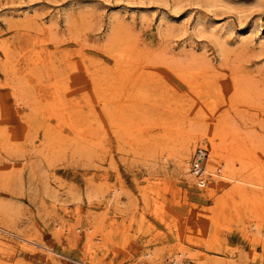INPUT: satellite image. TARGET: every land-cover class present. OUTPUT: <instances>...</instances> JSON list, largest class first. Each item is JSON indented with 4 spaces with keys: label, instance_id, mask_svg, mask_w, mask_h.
I'll list each match as a JSON object with an SVG mask.
<instances>
[{
    "label": "rangeland",
    "instance_id": "rangeland-1",
    "mask_svg": "<svg viewBox=\"0 0 264 264\" xmlns=\"http://www.w3.org/2000/svg\"><path fill=\"white\" fill-rule=\"evenodd\" d=\"M260 36L264 0H0L7 45H0V209L9 211L0 220L7 223L0 264H173L176 255L178 264H264L257 212L235 185L250 178L252 165L237 157L232 170L222 169L236 179H196L178 171L168 150L173 137L183 138L181 128L206 116L211 130L193 149L208 145L214 168L223 156L209 141L212 119L223 116L261 145L255 151L264 162ZM90 70L112 79L119 71L131 75L113 88L104 79L100 95ZM138 71L141 78L131 77ZM106 87L134 96L135 118L148 112L141 130L115 134L101 106L105 96L109 107L122 99ZM46 99L49 110L82 108L94 134L77 138L46 110ZM151 250L159 257L145 254Z\"/></svg>",
    "mask_w": 264,
    "mask_h": 264
},
{
    "label": "bare ground",
    "instance_id": "bare-ground-1",
    "mask_svg": "<svg viewBox=\"0 0 264 264\" xmlns=\"http://www.w3.org/2000/svg\"><path fill=\"white\" fill-rule=\"evenodd\" d=\"M68 20H70L71 18L70 17H68L67 18ZM69 23H71V22H69ZM222 28V27H221ZM220 28V29H221ZM260 37H262L260 40H259V42L261 43V45L262 46H264V36H260ZM245 40V39H244ZM253 40V39H252ZM6 43V42H5ZM4 42L2 43V41L0 40V45H2L3 46V48H4V50L6 51V49H7V45L5 44ZM122 43V42H121ZM125 43V42H124ZM117 44V43H116ZM123 44V43H122ZM2 48V49H3ZM118 48V47H117ZM120 49H123L124 51H125V49L124 48H120ZM128 49H130V48H128ZM132 49V48H131ZM111 50V49H110ZM120 53H122V51H120V52H118L117 53V51H116V53H114V54H116V59H118L119 57V59H118V61L120 62V60H121V58H122V55L121 56H119V54ZM125 54V53H124ZM117 55H118V57H117ZM128 56H129V54H128ZM114 57H115V55H114ZM113 57V58H114ZM136 57V56H135ZM115 59V60H116ZM26 60V59H25ZM39 61V60H38ZM82 61V60H81ZM65 62V61H64ZM132 62V61H131ZM130 62V63H131ZM54 63V62H53ZM121 63V62H120ZM129 63V64H130ZM50 65V64H49ZM54 65V64H53ZM116 65H119V63H116ZM127 65V64H126ZM132 65V64H131ZM123 66V65H122ZM129 66V65H128ZM116 67H119V66H116ZM37 68V67H36ZM47 68H48V66H47ZM53 69V68H52ZM85 69H87L86 68V66H85ZM126 69V68H125ZM30 70V69H29ZM32 70V69H31ZM123 70V69H122ZM128 70V69H127ZM179 70V69H178ZM33 71L34 72H36L34 69H33ZM49 71V70H48ZM55 71V70H54ZM96 71V70H95ZM95 71H92V70H90V71H88V74L90 75V78H91V81L93 82V87L95 88L94 90V92H97L96 90H98L99 88H100V91H102V82H104V79H106V80H108V83L109 84H107V85H113L114 83H118L119 85H121V86H125V85H122L124 82H125V78H127V81L129 80L128 79V77H129V75H131V73H128V72H122V71H119V73L118 72H116L117 73V77H115V76H113L114 78L112 79V78H108V77H112V76H108V75H106L107 77H104V76H98V75H96V72ZM177 71V70H176ZM180 71V70H179ZM87 72V71H86ZM185 72L187 73V71L185 70V71H183V70H181V75L183 76V78L185 77L186 79H187V76H186V74H185ZM37 73V72H36ZM39 73V72H38ZM142 72H140V71H138V72H133V76H131V77H135V79H136V77H137V75H138V77H140ZM44 74V73H43ZM57 74V73H56ZM175 74V73H174ZM189 74V76H190V73H188ZM34 75V74H33ZM39 75V74H38ZM140 75V76H139ZM40 77V76H39ZM41 78H42V76H41ZM141 78V77H140ZM145 78V77H144ZM143 78V76H142V79H144ZM181 78V77H180ZM184 78V79H185ZM46 79V78H45ZM146 79V78H145ZM29 80V79H28ZM40 80V79H39ZM48 80V79H47ZM133 80V79H132ZM183 80V79H182ZM58 81V80H57ZM60 81V80H59ZM63 81V80H62ZM126 81V84L128 83ZM138 81V80H137ZM184 81V80H183ZM189 81H190V83H192V80L189 78ZM41 82V81H40ZM69 82V81H68ZM135 81H133V84H135L134 83ZM145 82H146V80H145ZM148 82V81H147ZM56 83V82H55ZM61 83H63V82H61ZM116 83V84H117ZM138 83H141V82H138ZM138 83H136V84H138ZM143 83H144V81H143ZM190 83H188L189 85H190ZM50 84V83H49ZM59 84H60V82H59ZM68 84V83H67ZM54 85V84H53ZM104 85V84H103ZM142 85V84H141ZM140 85V87H143V86H141ZM144 85V84H143ZM33 86V85H32ZM35 86V85H34ZM52 86V85H51ZM56 86V85H55ZM61 86V85H60ZM65 86V85H64ZM68 86V85H67ZM110 86V87H111ZM114 86V85H113ZM113 86H112V88H113ZM120 86V88H122ZM86 87V86H85ZM110 87H106V90L108 89V90H112V91H110L109 93V95H112V97L114 98V99H122V100H116L117 101V103H115V105H113L114 107H109V106H107L108 105V99L109 98H107L106 96L104 97L103 95V102H104V104H102V106L101 107H103L105 110H106V113L108 114V116H109V118H110V120H111V122H112V124H113V126H114V128H115V134H117V133H122V132H131L133 129L132 128H134V127H136V125H137V128L139 129V130H141V128H142V124L141 123H144L146 120V122H148V117H149V114H147L146 113V111H147V109H146V111L144 110V112H142V113H146V114H141V115H139V113H138V116H141V117H139V118H135V116L133 115L134 113H133V108H135V106H137L136 105V99H134V96H133V99H132V96L130 97L129 96V93H126V95L125 94H122V95H120L121 94V92H119L118 93V91H116L115 89L117 88H115L114 87V90L113 89H110ZM119 87V86H118ZM56 88V87H55ZM60 88V87H59ZM63 88V87H62ZM105 88V87H104ZM136 88V87H135ZM239 88V87H238ZM57 89H58V83H57ZM61 89V88H60ZM125 89V88H124ZM130 89V88H129ZM131 89H132V87H131ZM144 89V88H143ZM54 90V89H53ZM52 90V91H53ZM103 90H105V89H103ZM108 90H107V92H108ZM121 90V89H120ZM135 90V89H134ZM137 90V89H136ZM99 91V90H98ZM99 91V92H100ZM127 91V90H126ZM138 91H139V89H138ZM40 92V91H39ZM58 92V91H57ZM99 92H97V93H99ZM144 92V91H143ZM238 92H239V90H238ZM36 93V92H35ZM96 93V94H97ZM101 93V92H100ZM99 93V94H100ZM245 93V92H244ZM56 94V93H55ZM102 94H104V93H102ZM106 94V93H105ZM30 95V94H29ZM36 96H37V94H35ZM54 95V94H53ZM98 95V94H97ZM96 95V96H97ZM101 95V94H100ZM107 95V94H106ZM108 95V96H109ZM134 95H135V92H134ZM242 95H244V94H242ZM241 95V96H242ZM33 96V95H32ZM36 96H35V99H36ZM41 96V95H40ZM59 96V95H58ZM136 96V95H135ZM140 96V95H139ZM241 96H239V98L241 97ZM34 97V96H33ZM111 97V96H110ZM137 98H138V96H136ZM246 97V96H245ZM38 98H40V97H38ZM58 98V97H57ZM87 99H88V97H86ZM85 98V99H86ZM98 99H99V97H97ZM147 98V97H146ZM145 98V99H146ZM59 99H60V101H62L61 100V98L59 97ZM33 100V99H32ZM38 100V99H37ZM41 100V99H40ZM56 100V99H55ZM65 100V99H64ZM89 100H90V97H89ZM112 100V99H111ZM139 100V99H138ZM137 100V101H138ZM149 100V99H148ZM43 101V100H42ZM47 101L49 102L50 101V99H46V103H45V106H46V108H48V106H47ZM52 101H54V100H52ZM59 101V100H58ZM59 101V102H60ZM147 101V100H146ZM35 102V101H34ZM37 102V101H36ZM56 102L57 101H55V103H53V102H51V103H53V104H56ZM63 102V101H62ZM113 102V101H112ZM141 102V101H140ZM236 102V101H235ZM33 103V102H32ZM51 103L49 104L50 105V107H51ZM70 103V102H69ZM87 103H88V100H87ZM139 103V102H138ZM137 103V104H138ZM34 104V103H33ZM32 104V105H33ZM40 104V102L38 103V105ZM42 104V103H41ZM71 104H73V103H71ZM245 104V103H244ZM36 105V104H35ZM43 105V104H42ZM78 105V104H77ZM96 105V104H95ZM141 105H142V103H141ZM145 105H146V103H145ZM233 105V104H232ZM231 105V106H232ZM76 106V105H75ZM74 106V107H75ZM80 106V105H79ZM94 106V105H93ZM92 106V107H93ZM107 106V107H106ZM140 106V105H139ZM138 106V107H139ZM168 106V105H167ZM32 107V106H31ZM34 107H36L37 108V106H34ZM53 107V106H52ZM62 107H63V105H62ZM62 107H54L55 108V110H53L52 108L49 110V108L48 109H46V110H48L49 111V113H50V111L51 110H53L52 111V113L56 116V117H58L60 120H61V123H68V124H70L72 127H73V129L75 130V133H77L76 135H77V138H84V139H86V137H89L88 136V134H94L93 132H95L94 131V129L91 127V125L90 124H88V123H86V121H85V117H86V115H84L83 114V110H82V108L81 109H78L77 107L74 109V107H73V109L71 108V109H69L70 108V106H68V105H66L65 107L67 108L66 110H67V112H64V110H62L63 108ZM64 107V108H65ZM81 107V106H80ZM199 107V106H198ZM201 107V106H200ZM199 107V108H200ZM40 108V106L38 107V109ZM45 108V107H44ZM234 108V107H233ZM93 109V108H92ZM92 109H90L89 111H91ZM140 109H144L143 107L142 108H140ZM43 110V109H42ZM41 110V111H42ZM94 110V109H93ZM92 110V111H93ZM32 111H33V109H32ZM35 111V110H34ZM37 112H38V110H36ZM40 111V112H41ZM89 111H87V112H89ZM91 111V112H92ZM171 111H172V109H171ZM237 111V110H236ZM44 112V111H43ZM86 112V113H87ZM91 112H89V114L91 113ZM176 112V111H175ZM182 112V111H181ZM180 112V113H181ZM200 112V111H199ZM211 112V111H210ZM228 112V111H227ZM39 113V112H38ZM93 113L95 114V112L93 111ZM133 113V114H132ZM26 114V113H25ZM34 114V113H33ZM35 114H36V112H35ZM39 114H41V113H39ZM98 114V113H97ZM96 114V115H97ZM136 114V113H135ZM187 114V113H186ZM201 114V113H200ZM44 114L42 113V116H43ZM163 115V114H162ZM228 115V114H227ZM37 116H39V115H37ZM41 116V117H42ZM44 116H46V115H44ZM49 116V115H48ZM52 116V115H51ZM51 116H49V117H51ZM200 116V115H199ZM41 117H38L39 119H41L42 120V118ZM47 117V116H46ZM46 117H44V118H46ZM97 117V116H96ZM178 117V116H177ZM213 117V116H212ZM223 117V116H222ZM222 117H220V119L218 118H216V119H212V121H213V127H212V134H210V139H209V141H211V144H212V147L214 146V152L216 153L217 152V154L218 153H220V155H222L223 156V159L220 161V160H217L216 162H219V163H215L213 166H214V168H212V167H210L209 168V166H208V162H209V159L207 160V162H206V165H205V168H204V170H203V174H202V176L205 174V175H209V174H213V175H221V177L222 176H229L230 178L232 177V178H234V179H236L237 177H235V176H233L232 175V173H227V172H229L230 170H232V168H234L233 166H234V160H235V158H241V159H239L238 161H240L241 160V163H246L245 164V166L247 165V164H251L252 165V170H251V176H250V178H237V180H238V183H236L235 185H237L238 184V188L240 189V191L242 192V193H240V194H243V196H250V198L252 199V201H251V203H252V205L255 207V212H257L256 214H255V216H257V218H256V220H255V222H254V226H255V228H256V234H257V236H258V238L259 239H261L263 242H264V188H263V190L261 189L262 187H263V185H264V179H263V177H264V162L262 163L261 162V160L259 159V157L256 155V151H255V149H256V147L259 145V144H255L254 143V139H253V137L250 135V134H242L241 132H239V130L238 129H240V128H238V126H236V124H238L237 122H235L234 121V119L232 120V119H230L229 117L227 118H222ZM231 117V116H230ZM37 118V119H38ZM92 118H94V117H92ZM159 118V117H158ZM209 118V117H208ZM36 119V118H35ZM197 119H198V117H197ZM200 120L202 119L201 117L199 118ZM203 119L204 120H201V121H203V122H200L199 124H195V122H194V126H187V127H185V128H181L180 129V133H182L181 132V130L183 131H185V132H183V138H180V140H177L176 141V139H177V137H178V135H177V137L175 138V137H173V135H171L172 137H173V139H175V140H172V146H170L171 147V149H168V150H171V152H173V155H174V157H175V162H176V166H177V169H178V171L179 172H181V173H183L184 175H187L188 177L190 176V175H192V177L194 176V174L192 173V171H191V160H192V158L191 157H193V155H194V153H193V151H194V149H193V147H195L194 145H195V143L200 139V138H202V137H204L205 136V134H208L209 132V129H210V126H212V124L210 123V121H208V119L206 118V116L204 117L203 116ZM78 120V121H77ZM90 120V119H89ZM95 120H97V118L95 119ZM143 120V121H142ZM150 120V119H149ZM196 120V119H195ZM211 120V119H210ZM43 121V120H42ZM45 121H46V119H45ZM92 121H94V120H92ZM40 122V121H39ZM47 122V121H46ZM90 122V121H89ZM41 123V122H40ZM48 123V122H47ZM91 124H92V122H90ZM98 124H100L99 122H97ZM96 123V125L98 126V124ZM109 123V122H108ZM176 123V122H175ZM179 123V122H178ZM236 123V124H235ZM67 124V125H68ZM164 124V123H163ZM43 125V124H42ZM239 125V124H238ZM46 126H47V124H46ZM45 126V127H46ZM51 126V125H50ZM63 126V125H62ZM101 126V125H100ZM99 126V127H100ZM112 126V127H113ZM171 126V125H170ZM170 126H169V128H170ZM186 126V125H185ZM111 127V126H110ZM140 127V128H139ZM182 127V126H181ZM47 128V127H46ZM50 128V127H49ZM60 128V127H59ZM65 128V127H64ZM101 128H103V127H101ZM48 129V128H47ZM52 129H53V127H52ZM62 129V128H61ZM96 129H98V128H96ZM171 129V128H170ZM173 129V128H172ZM175 129H177V128H175ZM44 130V129H43ZM46 130V129H45ZM44 130V131H45ZM56 130V129H55ZM131 130V131H130ZM211 130V129H210ZM52 131V130H51ZM50 131V132H51ZM58 131V130H57ZM69 131V130H68ZM178 131V129L176 130V132ZM46 133L48 132V130L47 131H45ZM117 132V133H116ZM59 133V132H58ZM62 133V132H61ZM137 133V132H136ZM48 134H50L49 132H48ZM51 134H57L56 132L54 133V132H52ZM123 134V133H122ZM177 134V133H176ZM185 134V135H184ZM43 135V134H42ZM46 135V134H45ZM75 135V136H76ZM180 135V134H179ZM47 136V135H46ZM49 136V135H48ZM51 136H53V135H51ZM50 136V139L52 138ZM58 136V135H57ZM56 136V137H57ZM62 136V135H61ZM61 136H60V139H64L65 137H63V138H61ZM66 136V135H65ZM101 136V135H100ZM171 136L169 135V136H167V137H165L166 139H168L169 140V138H171ZM182 136V135H181ZM54 138H55V135L53 136ZM92 137V136H91ZM133 137V136H132ZM47 138H49V137H47ZM74 138V137H73ZM117 138V137H116ZM4 139H5V137H4ZM49 139V140H50ZM88 140L90 139V138H87ZM62 140H61V142H62ZM92 140V139H91ZM164 140V139H163ZM3 141V140H2ZM54 141H56V138L54 139ZM58 141H59V138H58ZM83 141V140H82ZM170 141V140H169ZM168 141V142H169ZM200 141H201V139H200ZM203 141H204V139H203ZM60 142V143H61ZM65 142V141H64ZM90 142V141H89ZM164 142V141H163ZM163 142H161V143H163ZM167 142V143H168ZM202 142V141H201ZM205 142V141H204ZM3 143H4V141H3ZM47 143V142H46ZM49 143V142H48ZM47 143V144H48ZM52 143H53V140H52ZM51 143V144H52ZM56 143H57V141H56ZM87 143V142H86ZM166 143V146H168V144ZM200 143H198V145H199ZM58 145H60L59 143H58ZM58 145H56L55 144V146L57 147ZM165 145V144H164ZM163 145V146H164ZM198 145H197V147H198ZM204 145V144H203ZM202 145V143H201V145H199V146H203ZM48 146H50V144H48ZM48 146H46V147H48ZM53 145H51V147H52ZM54 146V147H55ZM162 146V145H161ZM160 146V147H161ZM162 146V147H163ZM259 146H261V145H259ZM165 147V146H164ZM163 147V148H164ZM197 147H196V149H197ZM49 148V147H48ZM53 148V147H52ZM166 148V147H165ZM164 148V149H165ZM261 148V147H260ZM163 149V150H164ZM192 149H193V151H192ZM196 149H195V151H196ZM49 150V149H48ZM58 150V149H57ZM194 151V152H195ZM213 152V153H214ZM212 155V154H211ZM244 155H250V159L248 160V159H246L245 157H243ZM209 157H210V154H209ZM212 157V156H211ZM243 157V158H242ZM237 163V162H236ZM210 164H212V163H210ZM209 164V165H210ZM210 166H212V165H210ZM223 166H225V168L227 169V172H222V169L224 168ZM248 166V165H247ZM246 166V167H247ZM250 166V165H249ZM225 169V170H226ZM224 170V169H223ZM236 170V169H235ZM233 172V171H232ZM202 176L201 175H196V176H194V177H196V179L197 178H202ZM191 178V177H190ZM193 179V178H192ZM204 181V180H203ZM203 181H202V183H203ZM249 182V184L250 185H253L254 187H252L251 186V188L249 189L248 188V185H247V183ZM244 184H246V185H244ZM234 185V184H233ZM117 189H112L111 190V192H112V194H116L117 193ZM233 191V190H232ZM263 191V192H262ZM115 196V195H114ZM244 198V197H243ZM248 202V201H247ZM9 208H7V210H8ZM5 209H0V220L2 219V217L3 216H8L9 215V211H8V214L7 215H5L4 214V211ZM3 212V213H2ZM7 213V212H6ZM13 213V212H12ZM18 215V214H17ZM15 216H16V214H15ZM13 217V216H12ZM18 217V216H17ZM4 219H6L7 220V218H4ZM2 221H3V219H2ZM11 221V220H10ZM4 222V221H3ZM5 222H7V221H5ZM6 224V225H5ZM5 224H3L2 222H0V231H3L4 230V228H5V226H7V223H5ZM11 227V226H10ZM1 233V232H0ZM257 238V237H256ZM257 238V239H258ZM0 241L3 243L4 242V239L2 238V237H0ZM1 244V243H0ZM157 250H151V251H146L145 252V254L147 255V256H151V255H153V257L156 255L157 257H159L158 255H157ZM161 254V253H160ZM161 256H162V254H161ZM161 256H160V258H161ZM151 258V257H150ZM156 258V257H155ZM162 258H164L163 256H162ZM178 261H179V256L178 255H176L175 257H173L172 258V263L173 264H178ZM82 264H87V262H85V261H83L82 262Z\"/></svg>",
    "mask_w": 264,
    "mask_h": 264
},
{
    "label": "built area",
    "instance_id": "built-area-1",
    "mask_svg": "<svg viewBox=\"0 0 264 264\" xmlns=\"http://www.w3.org/2000/svg\"><path fill=\"white\" fill-rule=\"evenodd\" d=\"M209 159L208 145L198 146L191 160V171L194 175L203 174L206 162ZM206 180V176H202Z\"/></svg>",
    "mask_w": 264,
    "mask_h": 264
}]
</instances>
